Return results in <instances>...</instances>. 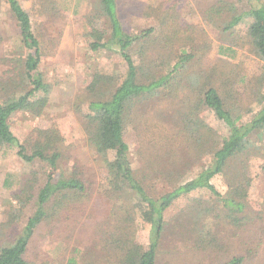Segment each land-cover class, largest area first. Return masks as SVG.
Masks as SVG:
<instances>
[{
    "label": "rangeland",
    "instance_id": "374dc122",
    "mask_svg": "<svg viewBox=\"0 0 264 264\" xmlns=\"http://www.w3.org/2000/svg\"><path fill=\"white\" fill-rule=\"evenodd\" d=\"M55 1L62 7L58 16L42 13L40 0L21 1L31 17L35 35L42 42L38 73L51 84L52 93L49 104L41 115L36 117L24 113L16 116L12 130L23 143L36 137L37 130L56 126L67 147L61 162L62 170L70 175L81 169L80 175L86 181L89 179L92 191L82 202L64 208L58 216L47 219L39 226L27 252V259L36 264H112L115 261V256L111 254L113 247L105 243L107 223L126 202L116 201V198L105 192L110 189L107 186V170L100 157L88 146L83 126L84 117L88 113L87 89L94 76H99L105 82L111 81L115 84L113 87H116L125 75L127 65L116 46L98 51L91 49V43L96 40L85 35L87 30L83 29L85 23L82 18L92 12L95 0ZM261 1L264 3V0ZM247 2L254 4V0H118L123 30L131 35L141 34L149 29H153L156 36L160 35L164 29V17L172 14L167 25V31L174 41L171 51H165L161 46H150L151 54L158 59L153 70L154 76H166L176 63V55H180L182 51L198 55L186 66L187 75L182 74L180 68L171 79L169 87L136 103L134 115L125 121L124 138L130 149L132 167L151 196H162L171 190L172 181L166 178L167 175L186 182L200 173L209 162L208 155L201 153L199 149L190 152L185 147H179V143L185 141V133L193 131L198 125L188 122L185 125L187 130L177 126L176 121L160 124L165 113H171V108L178 112L183 109L181 103L187 97L193 98L197 84L206 85L208 78L211 79L213 86L227 100L228 108L234 113H238L239 109L240 114L244 112L240 105L252 106L253 112L250 115L243 113L244 122L251 120L261 108L252 100L253 93H264V68L249 40L251 20L245 19L230 32L224 31V26L234 16L246 11ZM8 11L5 3H0V80L3 75L1 81L4 82L20 78V58L27 54L20 43L18 26ZM95 22L96 29L106 31L104 36L108 37L107 24L103 20ZM142 50H145V43L139 41L130 51L137 64L142 60ZM145 61H148L147 57ZM142 78L147 80L148 75L145 74ZM231 78L234 83L227 81ZM103 86V83L99 84V87ZM180 86L184 88L181 89ZM238 91L243 96V103L235 98ZM195 116L199 117L196 120L199 125L208 126L219 135L226 134L225 125L208 108L201 106ZM174 134L177 142L172 141ZM166 137L171 139L167 141ZM249 139L259 151L256 154L250 153L244 178L250 185L249 200L255 206H263L264 137H258L254 133ZM191 142L195 143L193 137ZM168 149L175 151L174 157L168 154ZM156 154H159L157 159ZM113 157L114 153L108 156L109 160H113ZM150 161H156L157 165L151 166ZM44 171L41 164L23 162L17 149H0V225L8 221V202L13 194L22 185L31 183L35 175L40 178ZM237 171V165L229 169V173L236 174ZM213 185L220 195L228 193L226 175L216 176ZM213 198L214 195L208 190L193 192L173 205L166 214L167 218L174 226L182 209L195 201L212 204L210 200ZM31 212V209L26 211V216L19 223L21 226ZM260 223L258 220L256 224L234 232L233 236L229 229L215 226L214 229L225 239L224 247L207 254L201 261L193 257L192 252L176 248L172 237L165 239L161 246L159 264H219L237 255V251L241 250L239 245L253 248L254 236L262 225ZM21 226H17L18 230ZM17 227L14 229L17 230ZM137 230L138 242L148 246L149 231L141 225ZM13 231L11 229L9 234L13 235ZM244 236L252 238L243 241L241 237ZM229 239L232 241L229 242ZM260 256H264V249L260 250L254 261Z\"/></svg>",
    "mask_w": 264,
    "mask_h": 264
},
{
    "label": "trees",
    "instance_id": "16d2710c",
    "mask_svg": "<svg viewBox=\"0 0 264 264\" xmlns=\"http://www.w3.org/2000/svg\"><path fill=\"white\" fill-rule=\"evenodd\" d=\"M21 1L0 0V3L4 2L8 7L9 15L16 22L21 37L20 43L27 52L26 56L20 58L22 71L18 80L9 79L4 82L1 81L3 75L1 76L0 149L15 148L23 162L41 164L45 171L40 178L34 176L33 185L32 182L26 183V186L22 185L8 202L10 206L8 221L0 225V264H36L27 259V252L39 226L47 219L58 216L64 208L82 202L92 191L89 179L86 181L81 177V169L70 175L62 170L61 162L67 147L56 126L37 130L36 137L23 143L16 138L12 130L16 116L24 113L36 117L41 115L48 106L52 93L51 84L38 73L42 42L35 35L31 17L23 8ZM40 1L42 13L46 15L52 13L55 16L60 14L62 7L55 0ZM91 11L82 18L85 23L82 28L87 30L85 35L96 40L91 43V49L98 51L116 46L127 65L125 75L116 87H113L115 84L111 81L105 82L99 76H94L87 89L88 113L84 117L83 126L88 146L100 157L107 170V186L110 189L105 192L116 198V201L126 202L124 207L116 210L108 225L105 223L107 225L105 243L113 247L111 254L115 256L112 264H159L162 243L171 237L176 248L192 252V256L201 261L207 254L222 250L224 247L225 239L214 229L215 226L229 229L233 236L234 232L254 225L258 220L262 225L254 236L255 246L249 248L246 245H239L241 250L237 251V255L219 264H264V256L254 261L260 250L264 249V204L255 206L249 200L250 185L244 178L250 153L256 154L259 151L249 138L254 133L258 137H264V93L260 91L253 93L252 100L261 108L251 120L244 122V114L250 115L253 112L252 106L240 105L244 114H240V109L238 113H234L228 108L227 100L219 94L208 78L206 85H196L193 98L187 97L181 103L183 109L178 112L171 108V113L166 112L160 121L161 125L169 121L171 123L176 121L177 126L183 128H186L188 122L198 125L193 131L186 128L188 133H185V141L179 143V147H185L190 152L199 149L201 153L208 155L209 162L200 173L186 182L176 176L172 178L167 175L166 178L172 181L171 190L162 196H151L132 167L130 149L124 138L125 121L134 115L136 103L153 97L161 89L169 87L177 71L181 68L182 74L186 73L188 71L185 70L186 66L198 55L182 51L180 55H176V63L166 76H154L153 70L158 59L156 55L151 54L150 46L152 48L161 46V49L171 51L174 41L167 31V25L172 14L166 13L168 15L164 17V29L156 36L153 29L136 35L125 32L119 16L118 0H95ZM245 19L251 20L248 29L249 40L264 68V3L261 0H254V4L248 3L246 11L234 16L224 26V31L230 32ZM95 20H103L107 24L108 37L104 36L106 31L96 29ZM139 41L145 43V50H142L140 54L143 56L142 60L137 64L130 51ZM146 57L148 61H145ZM145 74L148 75L147 80L142 78ZM227 81L234 83L233 78ZM260 81L261 78L259 84ZM101 83L104 84L103 88L99 87ZM236 94L235 98L243 103L242 94L239 91ZM201 106L211 110L225 125L226 134L219 135L208 126L199 125L196 121L199 117L195 114L200 111ZM192 137L195 143L191 142ZM170 139L165 138L167 141ZM173 140L178 141L175 134ZM167 152L171 157L175 156V151L168 149ZM110 153H114L113 160L108 158ZM155 156L157 159L159 154ZM150 163L153 167L157 165L156 161ZM233 165L238 167L236 174L229 173ZM219 175H226L229 189L224 196L220 195L213 185L214 178ZM199 190L210 191L214 195L213 200H210L213 203L193 202L181 210L180 217H176V225H171L166 215L168 210L185 196ZM30 209L32 214L21 226L20 221ZM139 225L149 231L148 246L140 244L137 240ZM17 226L22 228L18 230ZM14 227H17V230ZM11 229L14 230L13 235L9 234ZM248 238L252 237H241L243 241Z\"/></svg>",
    "mask_w": 264,
    "mask_h": 264
}]
</instances>
